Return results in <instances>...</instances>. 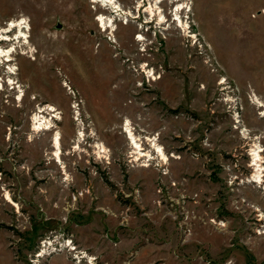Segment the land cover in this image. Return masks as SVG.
Listing matches in <instances>:
<instances>
[{
    "label": "rangeland",
    "instance_id": "374dc122",
    "mask_svg": "<svg viewBox=\"0 0 264 264\" xmlns=\"http://www.w3.org/2000/svg\"><path fill=\"white\" fill-rule=\"evenodd\" d=\"M106 2L0 0V264H264V0Z\"/></svg>",
    "mask_w": 264,
    "mask_h": 264
},
{
    "label": "bare ground",
    "instance_id": "6f19581e",
    "mask_svg": "<svg viewBox=\"0 0 264 264\" xmlns=\"http://www.w3.org/2000/svg\"><path fill=\"white\" fill-rule=\"evenodd\" d=\"M104 1H108V2H106V3H108L109 5H111L112 6V4L114 5L115 4V2H114V0H104ZM117 5V4H116ZM115 7V6H114ZM112 8V7H111ZM116 8V7H115ZM114 8V9H115ZM102 17V16H101ZM14 22V21H13ZM18 23V22H17ZM16 24V23H15ZM109 24V23H108ZM113 25V24H112ZM18 26V25H17ZM20 26V25H19ZM24 28V27H23ZM23 35H25V34H23ZM25 37H26V35H25ZM9 38V37H8ZM7 38V39H8ZM7 51H9V50H7ZM4 52V51H3ZM6 52V51H5ZM1 54V53H0ZM48 108V107H47ZM39 115V114H38ZM38 118V117H37ZM36 118V119H37ZM38 120H40L39 118H38ZM37 122V121H36ZM40 122V121H39ZM48 122V121H47ZM51 122V121H50ZM129 123V122H128ZM40 125H41V123H40ZM38 126V125H37ZM45 127H46V125H45ZM49 127V126H48ZM39 128V127H38ZM127 130H128V132H129V136H130V138H131V140H132V143H133V147H135L136 149H138L139 151H141V150H143L142 149V146L141 145H143V144H141L140 142H139V140H138V138L135 136V134H134V132L132 131L133 129L132 128H130L129 126H127ZM54 133V132H53ZM54 135V134H53ZM81 135V134H80ZM79 136V135H78ZM53 140H54V146L55 147H57V150H58V152H57V154H59L60 152V149L62 148L61 147V140H60V136H59V133H57V131H56V134H55V136H54V138H53ZM153 144H155L154 142H153ZM80 145V144H79ZM156 145V146H155ZM154 146L157 148V151L159 152V154H161L164 158H166L167 156H166V154H165V152H164V150H163V148L161 147V146H157V144H155ZM77 147V146H76ZM97 147V146H96ZM101 147V151H105V148H104V146L102 145V146H100ZM99 147V148H100ZM80 148V147H79ZM63 150V149H62ZM64 151V150H63ZM100 151V150H99ZM136 151V150H135ZM105 153V152H104ZM59 155H61V154H59ZM102 155H103V153H102ZM105 155V154H104ZM60 158V157H59ZM58 162H60V161H58Z\"/></svg>",
    "mask_w": 264,
    "mask_h": 264
}]
</instances>
